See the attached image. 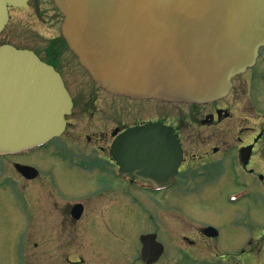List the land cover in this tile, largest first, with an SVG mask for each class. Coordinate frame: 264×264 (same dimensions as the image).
<instances>
[{"label":"rangeland","instance_id":"1","mask_svg":"<svg viewBox=\"0 0 264 264\" xmlns=\"http://www.w3.org/2000/svg\"><path fill=\"white\" fill-rule=\"evenodd\" d=\"M61 22L62 16L52 0H30L28 5L9 11V20L0 32V43L7 42L29 49L38 58L39 55H47L53 59V68L62 75L64 86L69 89L74 103L66 117L68 123L65 130L56 138L58 144L85 158L105 155L110 140L109 130L114 126L112 123H133L142 118L164 119L171 113L156 99L113 97L93 83L61 38ZM249 68L233 78L231 88L224 97L211 103L195 104L197 116L184 119L187 160L199 157L204 150L218 145L222 137L227 138L226 133L231 139L247 132L242 138L249 139L252 129L258 123H264V80H256L253 87L245 82L239 84L260 75V66ZM237 85L245 93L235 103L231 93ZM225 106L227 111H220ZM228 110L230 117L226 118ZM178 114L183 122L184 113ZM211 114L214 118L212 123L202 125L198 122ZM51 151L39 149L36 154L18 158L19 163L34 166L40 171L41 176L33 180L21 176L17 178L5 163L0 162L3 171H0V175L11 176L13 185L18 186L17 190L12 187L0 190V264H72L76 260H79L78 264H130L138 258L136 235L143 232L157 233V239L163 243L165 252L160 263L176 253L188 257L201 256L202 247L190 246L174 236L178 232L189 236L200 234L196 230L201 225L197 224L215 225L221 233L217 239L218 246L231 252L240 232L236 222L240 218L246 221L247 226L242 230L246 232L259 213L250 207L241 208L246 201L237 204L249 193L240 195L227 192L221 179L211 177L205 182L204 192L202 187L199 188L200 182H196L199 191L194 194L185 195L183 190L161 195L137 193L146 210L153 215L149 220V216L140 213L128 199L126 202L120 192L117 191L114 196L108 193V178H100L92 171L70 168L53 159ZM46 173H49V183L43 181L42 176ZM18 191L21 192L16 194ZM230 193L237 195L235 201H229L234 196ZM180 197L181 208H176L173 202ZM78 201L84 203L83 213L79 219L71 221L66 210ZM128 205L133 207L134 212L127 211ZM161 206L163 209L159 214L157 209ZM16 234L20 240V254L17 244L15 249L11 241ZM62 235H67L69 240L63 241L60 238ZM98 239L101 240L99 253L97 242H94ZM106 240L116 246L112 252L102 245L107 243ZM64 243L66 246H62Z\"/></svg>","mask_w":264,"mask_h":264},{"label":"water","instance_id":"2","mask_svg":"<svg viewBox=\"0 0 264 264\" xmlns=\"http://www.w3.org/2000/svg\"><path fill=\"white\" fill-rule=\"evenodd\" d=\"M52 1L63 17L60 35L80 67L106 92L131 99H220L264 46V0ZM26 2L0 0V31L7 6ZM71 107L51 65L31 50L0 45V153L60 135ZM150 131L128 129L118 144L143 140ZM19 170L34 175L29 167ZM80 212V205L72 208L74 218Z\"/></svg>","mask_w":264,"mask_h":264},{"label":"flooded vegetation","instance_id":"3","mask_svg":"<svg viewBox=\"0 0 264 264\" xmlns=\"http://www.w3.org/2000/svg\"><path fill=\"white\" fill-rule=\"evenodd\" d=\"M29 1L30 0H28V2ZM28 2L26 5H28ZM41 2H44V0H41ZM11 9L16 8L9 7V11ZM39 57L43 61L53 66L52 58H48L47 55H39ZM257 66L261 67L260 75H255L254 77L245 79L244 81L239 82L240 85L246 83L249 87H253V84L256 82V80H264V47L259 49L258 58L255 61V64L249 69L255 68ZM63 82L65 84L64 80ZM240 85H237L236 89L231 93V96L234 97L233 102L235 103H238L239 98L245 93L243 90H241ZM67 90L70 94L68 88ZM70 96L72 102L74 103L72 95ZM111 96L115 97L114 95ZM155 101L160 105L164 104L166 106L164 109H168V112L171 113H169V115H167L164 119L142 118L134 121L133 123H112L114 126L109 130L110 140L107 144L105 155H100L93 158H85L83 155L74 152L67 146L65 147L61 144H58V140L54 139V143L50 146V149H53V152H51L53 159L61 161L64 165L70 168H75L79 171L86 172L92 171L100 178H108V193L111 196H114L117 191L120 192L133 204V206H135L136 209H138L140 213L147 214V217L149 216V220H151V216L153 215L149 213V210H146L145 206L138 198L137 193H144L147 195H161L170 191L179 192L180 190H183L185 195L194 194L199 191V189L196 188V182H200L199 188L202 187L204 192V188L206 187L205 182L211 177L221 179V182H223L227 187V192H249L250 195L243 198L242 201L239 202L242 204L243 201H246L241 205V208L250 207L259 213L256 214L257 216L255 218H253L254 223H252L251 228L246 230V232H242V230L247 226L246 221H243L242 218H240V220L236 222V227L238 230H240V232L237 235V242L232 246L233 250L231 252H227L218 246L217 239L220 237L221 233L215 225L197 224L201 225L196 230V232L200 234L189 236L180 234L178 232L174 236L180 237L183 242L190 246L197 245L202 247L203 250L201 256L188 257L183 256L180 253H176L172 254L169 260L160 263L162 260V255L165 252L163 243L157 239V233L143 232L136 235V240L138 241V258L131 261L130 264H264V123H258V125L252 129V134L249 139L244 140L242 138V136L247 132H245L242 136H236L231 139L228 138L229 134L226 133L225 135L227 138L222 137L221 142L218 145L211 146L210 148L204 150V152L201 153L199 157L194 156L187 160L188 156L184 140L185 137H183V131L185 129L184 119L186 117L193 119L195 116H197L195 114L197 109L195 104L178 105L164 103L159 100ZM219 102L223 103V101H218V103ZM221 110L227 111V106L221 107L220 111ZM176 112L184 113L183 122L179 120V114ZM229 112V110L226 112V118L230 117ZM217 117L219 119V115ZM213 120L214 118L211 114L203 120H198V122L204 125L210 121L212 123ZM67 123L68 121L66 120V124ZM141 125H149L155 128L149 134L151 135V138L156 141H162L164 136L167 135L171 138H175L179 143L181 148L180 158L177 168L175 167L176 171L174 174L173 172L170 174V178L173 180L170 186L167 188L161 190H152L149 186L152 183H160L158 178L164 173L165 166L168 167L170 171L174 170L173 164L166 163L165 165L162 160H145L140 164L143 167L142 175L146 180H141L131 176H128V179L125 180H119L117 178L119 166L114 156H116L118 152L115 150L112 153V145L117 136H119L123 131L127 130L128 128ZM241 128H244V126ZM70 158H78L80 163L72 165L70 163ZM197 158H199L198 161H193ZM0 162L5 163L10 168L12 174L17 178L20 177L19 174L13 169L14 164L18 162L15 158L1 157ZM0 171L2 170L0 169ZM48 174L49 173H46L42 177L44 179L43 181H48L49 183ZM4 183L6 184V188L12 187L14 190H17L18 188L17 185H13L14 181L11 176L2 174L0 175V185H3ZM50 186H52L51 188L57 191V188H55L53 185L50 184ZM104 189L105 188H103V190ZM127 194H132L134 196V200L129 198ZM175 202L176 199L173 202L176 208H181V197L179 200H177L176 204ZM75 203L82 204L83 213V201L74 202V204ZM72 206L73 204L67 208L68 210H66V213L68 217L71 218V221H76L77 219L72 217ZM159 208L160 209H157V212L160 214L163 207L161 206ZM207 226L215 228V231L213 230L210 232V234L204 233V228ZM143 237L146 239L144 244L141 242V238ZM60 238L64 239L63 241L69 240L67 235H62ZM11 241L13 242V248L15 249L17 244V251L20 254V240L18 238V234L13 235ZM94 242H97L96 248L97 252L99 253V243L101 240L98 239ZM106 242L107 243H102V245H105L108 249L110 248L112 252V249H115L116 246H113L108 240H106ZM62 246H66L65 243ZM143 246H145L144 250H142ZM60 253L64 252L61 251ZM17 258H19V255ZM78 262L79 260H76L71 263L78 264Z\"/></svg>","mask_w":264,"mask_h":264},{"label":"bare ground","instance_id":"4","mask_svg":"<svg viewBox=\"0 0 264 264\" xmlns=\"http://www.w3.org/2000/svg\"><path fill=\"white\" fill-rule=\"evenodd\" d=\"M36 153H37V150L34 152V154H36ZM30 155H31V154H29V156H30ZM158 194H159V193H158ZM124 200H125L126 202H128V201L126 200V198H124ZM240 201H241V200H240ZM240 201H239V202H240ZM239 202H238V203H239ZM238 203H237V204H238ZM127 207H128V208H127V211H128V212H134L133 207H132L131 205H128Z\"/></svg>","mask_w":264,"mask_h":264}]
</instances>
